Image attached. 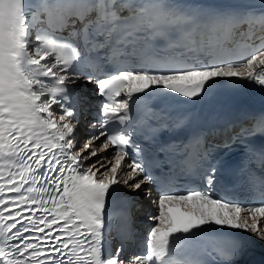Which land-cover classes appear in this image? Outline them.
I'll use <instances>...</instances> for the list:
<instances>
[{"label": "snow or ice", "instance_id": "obj_1", "mask_svg": "<svg viewBox=\"0 0 264 264\" xmlns=\"http://www.w3.org/2000/svg\"><path fill=\"white\" fill-rule=\"evenodd\" d=\"M78 82L101 98L92 113ZM221 84L264 87V11L0 0V264H202L188 255L197 238L219 246L222 264H246L238 257L264 245V202L215 196L217 168L201 171L210 153L190 114L137 113L152 99L195 103ZM82 115L93 130L83 140ZM162 131L186 133L161 150L203 188L181 192L150 170L133 137ZM233 146L264 157V112L224 142ZM121 184L156 207L141 252H129L130 229L113 245Z\"/></svg>", "mask_w": 264, "mask_h": 264}, {"label": "bare ground", "instance_id": "obj_2", "mask_svg": "<svg viewBox=\"0 0 264 264\" xmlns=\"http://www.w3.org/2000/svg\"><path fill=\"white\" fill-rule=\"evenodd\" d=\"M79 84H81V83H79ZM82 85L83 84H81V87H79V88H81V90H83V87H82ZM86 87H88V85L86 84ZM77 88V87H76ZM78 88V89H79ZM96 101H95V98H94V96H91V98H88V104L89 105H91V106H95L96 104ZM122 178V177H121ZM155 207V205H152V207H151V209H152V211H153V209H154V207ZM156 208V207H155ZM144 212H145V210H148V209H142ZM150 210V209H149Z\"/></svg>", "mask_w": 264, "mask_h": 264}, {"label": "rangeland", "instance_id": "obj_3", "mask_svg": "<svg viewBox=\"0 0 264 264\" xmlns=\"http://www.w3.org/2000/svg\"><path fill=\"white\" fill-rule=\"evenodd\" d=\"M93 159H95V158H93Z\"/></svg>", "mask_w": 264, "mask_h": 264}]
</instances>
